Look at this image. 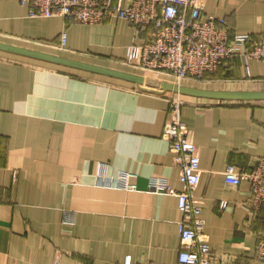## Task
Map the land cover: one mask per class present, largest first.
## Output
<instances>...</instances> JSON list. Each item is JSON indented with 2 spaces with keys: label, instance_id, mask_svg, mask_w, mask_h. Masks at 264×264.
<instances>
[{
  "label": "crops",
  "instance_id": "0c3cea01",
  "mask_svg": "<svg viewBox=\"0 0 264 264\" xmlns=\"http://www.w3.org/2000/svg\"><path fill=\"white\" fill-rule=\"evenodd\" d=\"M20 1L0 0V41L136 73L124 62L143 35L127 21L31 18ZM197 5L225 18L232 34L264 35V0ZM203 82L264 90V63L246 66L240 56ZM170 94L0 50V264H177L178 198L151 189L155 179L184 189L162 137ZM177 95L201 160L195 197L217 261L264 264L255 257L263 211L249 206V182L228 184L224 174L229 165L249 171L264 156V100ZM123 174L135 189L120 187Z\"/></svg>",
  "mask_w": 264,
  "mask_h": 264
},
{
  "label": "built area",
  "instance_id": "2783aa9c",
  "mask_svg": "<svg viewBox=\"0 0 264 264\" xmlns=\"http://www.w3.org/2000/svg\"><path fill=\"white\" fill-rule=\"evenodd\" d=\"M31 18L63 16L69 23L96 25L110 19L125 20L143 35L140 42L128 47L125 65L136 73L168 75L178 80L205 81L237 57L264 63V35L232 34L225 18L206 14L197 0H21ZM66 43V34L61 44ZM177 95V94H176ZM172 121L164 127L162 137L176 154L180 181L177 191L163 180H152L155 192L176 195L182 214L178 223L182 248L177 264H221L205 234L206 222L195 193L201 179V160L190 130L179 120L182 101L170 98ZM228 184H250L249 206L263 211L264 156L249 171L239 172L233 165L224 171ZM123 174L120 187L135 189ZM254 217V216H253ZM256 260L264 262V230L256 250ZM124 264H131L127 258Z\"/></svg>",
  "mask_w": 264,
  "mask_h": 264
},
{
  "label": "water",
  "instance_id": "95a60500",
  "mask_svg": "<svg viewBox=\"0 0 264 264\" xmlns=\"http://www.w3.org/2000/svg\"><path fill=\"white\" fill-rule=\"evenodd\" d=\"M0 50L47 62H52L59 65L104 74L139 84L150 85L182 95L237 101L264 100V90H220L187 86L179 83L144 76L133 72L104 67L97 64H91L81 60H76L65 56L56 55L49 52H44L41 50L23 47L2 41H0Z\"/></svg>",
  "mask_w": 264,
  "mask_h": 264
},
{
  "label": "rangeland",
  "instance_id": "374dc122",
  "mask_svg": "<svg viewBox=\"0 0 264 264\" xmlns=\"http://www.w3.org/2000/svg\"><path fill=\"white\" fill-rule=\"evenodd\" d=\"M140 73V72H139ZM151 75H155V74H151ZM156 78H160V80H165V81H169V82H174V83H179V84H187V85H193V86H197V87H202V88H215V87H220V85H218L217 82H199V81H193V80H178L175 79L171 76L168 75H160L157 74L155 75ZM153 76V77H155ZM152 77V76H151ZM212 88V89H213ZM178 98V99H182L183 97L176 95V94H170V98Z\"/></svg>",
  "mask_w": 264,
  "mask_h": 264
},
{
  "label": "trees",
  "instance_id": "16d2710c",
  "mask_svg": "<svg viewBox=\"0 0 264 264\" xmlns=\"http://www.w3.org/2000/svg\"><path fill=\"white\" fill-rule=\"evenodd\" d=\"M208 75H210V74H208Z\"/></svg>",
  "mask_w": 264,
  "mask_h": 264
}]
</instances>
